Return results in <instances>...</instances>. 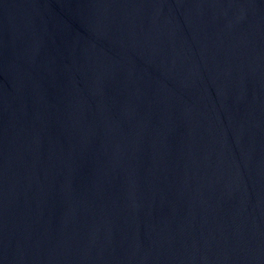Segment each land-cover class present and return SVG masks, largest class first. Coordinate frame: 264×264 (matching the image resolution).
Instances as JSON below:
<instances>
[{"label":"water","instance_id":"water-1","mask_svg":"<svg viewBox=\"0 0 264 264\" xmlns=\"http://www.w3.org/2000/svg\"><path fill=\"white\" fill-rule=\"evenodd\" d=\"M0 264H264V0H0Z\"/></svg>","mask_w":264,"mask_h":264}]
</instances>
